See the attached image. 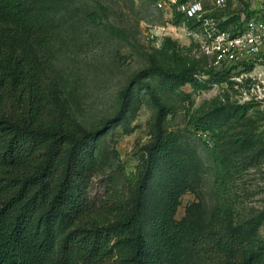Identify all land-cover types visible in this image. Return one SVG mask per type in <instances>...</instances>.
<instances>
[{
    "label": "rangeland",
    "instance_id": "obj_1",
    "mask_svg": "<svg viewBox=\"0 0 264 264\" xmlns=\"http://www.w3.org/2000/svg\"><path fill=\"white\" fill-rule=\"evenodd\" d=\"M250 1L242 3L249 7ZM31 2L37 9L32 43L62 107L86 130L109 121L94 150L91 198L106 207L115 200L129 202L132 210L130 182L138 167L145 165L157 113L145 87L133 79L151 59H158L153 50L170 37L180 45L185 61L197 69L198 77L209 80L210 85L201 91L188 84L168 91L157 76L140 78L150 84L165 107V130L179 138L172 156L159 160L147 179L142 213L150 223L165 199V182L183 178L185 190L174 215L176 222L188 217L204 233L209 229L224 233L242 225L249 231L245 244L264 246V55L247 63L213 68L212 57L198 45L203 36L189 34L150 0ZM226 13L216 11L214 15ZM190 28L201 33L199 27ZM213 69L218 74H206ZM235 107L244 113H234ZM193 121L215 125L213 140L206 143L199 138ZM218 170L226 177L229 193L223 211L218 208L215 190ZM219 215L222 217L217 219ZM111 216L108 207L104 217ZM211 246L204 245L198 254L190 250L169 264H228ZM105 264L119 263L111 260ZM258 264H264V259Z\"/></svg>",
    "mask_w": 264,
    "mask_h": 264
},
{
    "label": "trees",
    "instance_id": "obj_2",
    "mask_svg": "<svg viewBox=\"0 0 264 264\" xmlns=\"http://www.w3.org/2000/svg\"><path fill=\"white\" fill-rule=\"evenodd\" d=\"M36 14L31 0H0V264H169L191 251L198 254L204 245H212L228 264L261 262L264 246L245 244V226L204 233L188 217L174 220L185 190L183 178L165 182V199L150 223L142 213L147 179L159 160L172 156L179 138L165 130V107L140 78L157 76L168 91L187 84L201 91L210 85L185 61L178 42L163 38L153 50L158 59L133 79L156 104L154 136L145 165L130 182L132 210L129 202L115 200L108 206L112 216L105 218L108 207L91 198L89 187L96 172L97 139L109 121L86 130L62 107L32 43ZM183 21L191 24L182 14L174 15L175 23ZM113 32L126 39L120 30ZM206 74L218 73L213 69ZM233 112L242 115L244 109ZM193 126L206 143L217 133L206 122L193 121ZM215 190L218 208L226 210L229 193L221 170Z\"/></svg>",
    "mask_w": 264,
    "mask_h": 264
},
{
    "label": "built area",
    "instance_id": "obj_3",
    "mask_svg": "<svg viewBox=\"0 0 264 264\" xmlns=\"http://www.w3.org/2000/svg\"><path fill=\"white\" fill-rule=\"evenodd\" d=\"M161 10L167 11L172 21L174 15L182 14L191 24L180 22L189 34L200 38L198 45L212 57V67L221 68L224 64L247 63L259 55H264V0H251L256 7H246L247 0H150ZM251 14L246 16L247 11ZM216 11L226 14L215 16ZM232 16L238 20L232 27H223ZM173 24H175L173 22ZM199 27L201 33L190 30Z\"/></svg>",
    "mask_w": 264,
    "mask_h": 264
},
{
    "label": "crops",
    "instance_id": "obj_4",
    "mask_svg": "<svg viewBox=\"0 0 264 264\" xmlns=\"http://www.w3.org/2000/svg\"><path fill=\"white\" fill-rule=\"evenodd\" d=\"M256 6H257V3L255 1H252L251 8L256 7ZM246 11L248 12V10H246ZM231 23H235V22H233V21L225 22L224 25H223V27H229L230 28V27H232V25H230Z\"/></svg>",
    "mask_w": 264,
    "mask_h": 264
}]
</instances>
